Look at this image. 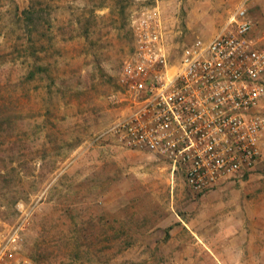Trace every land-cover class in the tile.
Masks as SVG:
<instances>
[{
    "label": "rangeland",
    "instance_id": "obj_1",
    "mask_svg": "<svg viewBox=\"0 0 264 264\" xmlns=\"http://www.w3.org/2000/svg\"><path fill=\"white\" fill-rule=\"evenodd\" d=\"M153 2L0 0V96L15 113L0 122V236L27 216L33 264H217L193 256L197 237L177 225L197 229L208 202H264V135L260 176L204 195L167 161L105 136L123 109L116 80L132 51L130 19ZM156 2L171 60L220 33L241 2L257 29L264 23V0Z\"/></svg>",
    "mask_w": 264,
    "mask_h": 264
},
{
    "label": "built area",
    "instance_id": "obj_2",
    "mask_svg": "<svg viewBox=\"0 0 264 264\" xmlns=\"http://www.w3.org/2000/svg\"><path fill=\"white\" fill-rule=\"evenodd\" d=\"M153 1L130 19L132 51L116 80L123 109L105 136L167 161L196 195L249 179L264 135V23L257 29L241 2L220 33L171 60ZM28 225L24 216L0 236V264H33Z\"/></svg>",
    "mask_w": 264,
    "mask_h": 264
},
{
    "label": "crops",
    "instance_id": "obj_3",
    "mask_svg": "<svg viewBox=\"0 0 264 264\" xmlns=\"http://www.w3.org/2000/svg\"><path fill=\"white\" fill-rule=\"evenodd\" d=\"M262 167L263 162L250 177L258 178ZM223 193H215L213 196L218 197ZM204 209L201 211L197 229H190L184 222L175 228L177 232L187 230L197 237V242L193 244L198 248L192 253L193 256L204 257L208 261L210 258H218L217 264H255L253 258L264 256V202L243 201L231 208L222 202L212 201L208 202ZM224 209L227 214L222 213ZM214 214H221V218L219 223L214 225L215 228L210 229L206 224L209 216ZM233 216L236 218L233 219ZM212 231L220 233L215 240L206 237Z\"/></svg>",
    "mask_w": 264,
    "mask_h": 264
},
{
    "label": "trees",
    "instance_id": "obj_4",
    "mask_svg": "<svg viewBox=\"0 0 264 264\" xmlns=\"http://www.w3.org/2000/svg\"><path fill=\"white\" fill-rule=\"evenodd\" d=\"M29 14V11H25L23 10L21 12V15L22 17H27V15ZM38 69V67L36 68ZM4 87L0 85V95L2 94V91H4ZM12 103L11 102H3L2 101V97L0 96V122L1 123H8L10 122L12 119H14L11 115L13 114L15 116V113H14V109L13 107H9L8 105H11ZM5 136V134L3 135V137Z\"/></svg>",
    "mask_w": 264,
    "mask_h": 264
}]
</instances>
